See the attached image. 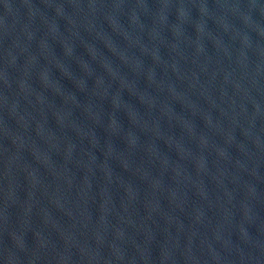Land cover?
<instances>
[{
	"label": "water",
	"instance_id": "1",
	"mask_svg": "<svg viewBox=\"0 0 264 264\" xmlns=\"http://www.w3.org/2000/svg\"><path fill=\"white\" fill-rule=\"evenodd\" d=\"M0 264H264V0H0Z\"/></svg>",
	"mask_w": 264,
	"mask_h": 264
}]
</instances>
